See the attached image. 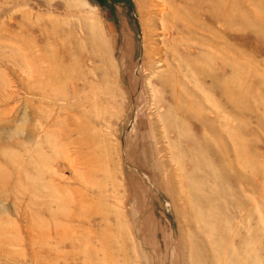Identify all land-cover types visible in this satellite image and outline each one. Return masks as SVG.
Returning <instances> with one entry per match:
<instances>
[{
	"label": "rangeland",
	"instance_id": "rangeland-1",
	"mask_svg": "<svg viewBox=\"0 0 264 264\" xmlns=\"http://www.w3.org/2000/svg\"><path fill=\"white\" fill-rule=\"evenodd\" d=\"M0 264H264V0H0Z\"/></svg>",
	"mask_w": 264,
	"mask_h": 264
}]
</instances>
